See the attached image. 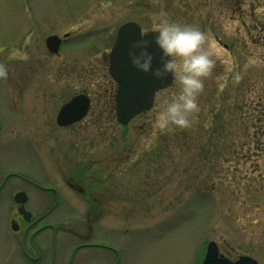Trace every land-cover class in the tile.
Masks as SVG:
<instances>
[{"label": "rangeland", "instance_id": "374dc122", "mask_svg": "<svg viewBox=\"0 0 264 264\" xmlns=\"http://www.w3.org/2000/svg\"><path fill=\"white\" fill-rule=\"evenodd\" d=\"M162 14L199 26L215 61L191 127L163 132L154 116L176 78L122 125L108 72L118 27L135 21L144 33ZM50 34H66L58 54ZM0 64L10 164L38 178L46 167L52 180L74 164L83 184L93 178L102 233L125 242L129 264H199L209 241L264 264V0H0ZM79 92L88 114L59 127L58 109ZM57 183L76 208L54 216L85 217L91 200Z\"/></svg>", "mask_w": 264, "mask_h": 264}, {"label": "flooded vegetation", "instance_id": "af4514ba", "mask_svg": "<svg viewBox=\"0 0 264 264\" xmlns=\"http://www.w3.org/2000/svg\"><path fill=\"white\" fill-rule=\"evenodd\" d=\"M65 39L62 38L61 45ZM5 113L0 112V264H129L125 242H107L106 234L102 233L99 215L106 202L102 189L95 191L97 196L92 195L93 178L83 184L82 169H75L74 164L67 175L56 172L55 180L44 163L39 178L20 165L10 164V150L16 144L6 136L12 126L7 125ZM75 123L56 124L67 128ZM29 142L32 144V140ZM61 178L73 193L91 200L85 217L54 216L61 207L71 213L76 208L58 185Z\"/></svg>", "mask_w": 264, "mask_h": 264}, {"label": "clouds", "instance_id": "9594fccd", "mask_svg": "<svg viewBox=\"0 0 264 264\" xmlns=\"http://www.w3.org/2000/svg\"><path fill=\"white\" fill-rule=\"evenodd\" d=\"M153 41L159 50V67H153L154 54L150 42L142 33L131 45L128 57L132 66L156 79L174 76L180 87L166 98L155 113L154 123L160 131H175L191 127L194 114L200 111L198 97L211 75L215 61L204 48L206 33L199 26L181 24L162 14L155 27ZM8 68L0 64V79H7Z\"/></svg>", "mask_w": 264, "mask_h": 264}, {"label": "water", "instance_id": "95a60500", "mask_svg": "<svg viewBox=\"0 0 264 264\" xmlns=\"http://www.w3.org/2000/svg\"><path fill=\"white\" fill-rule=\"evenodd\" d=\"M142 34L140 25L135 21H128L119 26L115 42L109 53L108 72L117 84L115 92L116 121L122 125L127 124L134 116L151 109L155 94L158 90L169 86L173 76L168 75L163 79L154 78L151 73L136 70L130 63L128 53L131 45L140 39ZM150 30L145 39L150 42L149 51L154 54L153 67H159V50L157 49ZM46 46L52 53H57L61 38L52 34L46 37ZM90 106V98L85 93L73 96L59 109L56 122L66 126L81 120ZM251 256L241 255L236 260H230L219 254L215 241H210L201 264H256Z\"/></svg>", "mask_w": 264, "mask_h": 264}]
</instances>
